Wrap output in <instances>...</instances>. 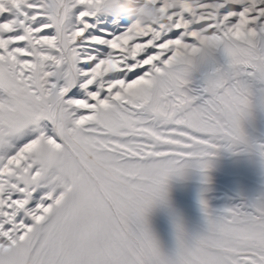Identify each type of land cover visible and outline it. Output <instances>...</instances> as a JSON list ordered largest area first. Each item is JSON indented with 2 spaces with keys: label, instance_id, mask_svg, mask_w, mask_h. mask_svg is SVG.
<instances>
[{
  "label": "snow or ice",
  "instance_id": "1",
  "mask_svg": "<svg viewBox=\"0 0 264 264\" xmlns=\"http://www.w3.org/2000/svg\"><path fill=\"white\" fill-rule=\"evenodd\" d=\"M0 0V249L30 264H264V0ZM252 196L199 206L163 254L148 226L169 179L220 152ZM207 191V189H204Z\"/></svg>",
  "mask_w": 264,
  "mask_h": 264
},
{
  "label": "rangeland",
  "instance_id": "2",
  "mask_svg": "<svg viewBox=\"0 0 264 264\" xmlns=\"http://www.w3.org/2000/svg\"><path fill=\"white\" fill-rule=\"evenodd\" d=\"M124 4L141 6L139 0H109L110 9L117 15ZM208 175L211 178L208 185L202 184L195 172L183 178L169 179L164 202L154 204L149 210L148 226L163 254H174L177 223L188 236L204 229L199 206L202 193L210 207L218 209L235 203L237 193L252 196L259 188V177L254 165L245 157L232 156L227 152L222 151L214 158Z\"/></svg>",
  "mask_w": 264,
  "mask_h": 264
},
{
  "label": "clouds",
  "instance_id": "3",
  "mask_svg": "<svg viewBox=\"0 0 264 264\" xmlns=\"http://www.w3.org/2000/svg\"><path fill=\"white\" fill-rule=\"evenodd\" d=\"M144 7L147 6L141 5L137 7L124 4L120 9L119 15L129 19H139L147 22L150 20V17L145 15L141 10ZM0 264H30V260L27 258L22 247L17 245L10 246L7 249H0Z\"/></svg>",
  "mask_w": 264,
  "mask_h": 264
}]
</instances>
